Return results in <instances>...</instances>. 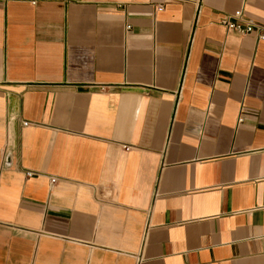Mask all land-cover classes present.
I'll use <instances>...</instances> for the list:
<instances>
[{
  "label": "crops",
  "instance_id": "obj_1",
  "mask_svg": "<svg viewBox=\"0 0 264 264\" xmlns=\"http://www.w3.org/2000/svg\"><path fill=\"white\" fill-rule=\"evenodd\" d=\"M224 17L264 0H0V264H264V40Z\"/></svg>",
  "mask_w": 264,
  "mask_h": 264
},
{
  "label": "built area",
  "instance_id": "obj_2",
  "mask_svg": "<svg viewBox=\"0 0 264 264\" xmlns=\"http://www.w3.org/2000/svg\"><path fill=\"white\" fill-rule=\"evenodd\" d=\"M159 10H162L163 7H158ZM221 23L226 27L228 31H236L241 34H249L254 31H259V39L264 40V27L256 25L252 19H238L234 20L231 17H224L221 20ZM243 121L242 117L239 118L238 122ZM128 149V148H127ZM31 173H27V176H31ZM56 180L52 179L51 183H55Z\"/></svg>",
  "mask_w": 264,
  "mask_h": 264
}]
</instances>
